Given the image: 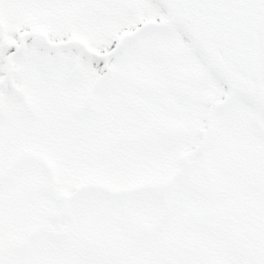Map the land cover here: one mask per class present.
<instances>
[{
    "label": "snow or ice",
    "instance_id": "snow-or-ice-1",
    "mask_svg": "<svg viewBox=\"0 0 264 264\" xmlns=\"http://www.w3.org/2000/svg\"><path fill=\"white\" fill-rule=\"evenodd\" d=\"M0 264H264V0H0Z\"/></svg>",
    "mask_w": 264,
    "mask_h": 264
}]
</instances>
